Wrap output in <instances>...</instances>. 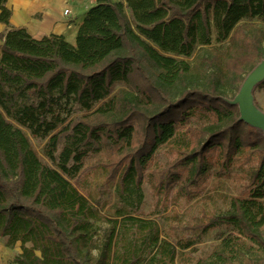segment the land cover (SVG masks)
Masks as SVG:
<instances>
[{
	"label": "trees",
	"instance_id": "16d2710c",
	"mask_svg": "<svg viewBox=\"0 0 264 264\" xmlns=\"http://www.w3.org/2000/svg\"><path fill=\"white\" fill-rule=\"evenodd\" d=\"M10 15L0 0V24ZM262 60L264 0H96L75 46L0 33V239L20 249L11 263L175 264L196 242H164L141 218L143 182L175 208L210 167L222 177L255 161L225 212L175 228L226 229L195 264H264V136L227 102ZM29 135L45 140L44 159ZM168 143L175 158L154 166ZM101 152L100 191L84 193L71 181ZM111 189L128 205L112 218L101 212ZM95 223L118 232L96 243Z\"/></svg>",
	"mask_w": 264,
	"mask_h": 264
},
{
	"label": "rangeland",
	"instance_id": "374dc122",
	"mask_svg": "<svg viewBox=\"0 0 264 264\" xmlns=\"http://www.w3.org/2000/svg\"><path fill=\"white\" fill-rule=\"evenodd\" d=\"M212 45L223 48L225 44L217 45L214 43L212 36ZM254 101L258 108L264 110V89H254ZM30 141L36 151L42 156L45 140L35 138L29 135ZM174 143H168L160 147L153 156V165L162 166L175 158ZM99 160H106L104 152L89 154L81 164L82 174L71 183L75 184L78 189L84 193L97 194L103 181V173L92 168L93 164ZM255 161L248 164H235L227 175L219 177L215 168L210 167L200 178L196 189L191 191L192 200L188 204H181L179 207L169 205L163 208L159 197L154 196L151 191V183L145 180L142 185L143 200L141 203V218L156 220L161 229L160 239L164 242L174 243L179 239H190L196 242V252L190 249L179 251L177 253L175 264H195L198 258L210 255L212 248L218 242L217 235L225 234L224 227L211 230L200 234L199 232L182 231L176 229L177 224H193L202 220V213L217 215L223 213L229 207L231 197H240L244 191L245 185L249 180L250 172L255 168ZM103 207L101 212L108 217H115L119 210L128 209L126 203L118 200V197L111 189L105 192L103 196ZM93 238L98 243L114 238L118 228L113 229L107 224L95 223L92 225ZM4 244L5 240L0 239ZM6 247V246H5ZM20 252L19 247L14 249L6 248L5 260L3 264H12L13 257ZM93 255H97V250H93Z\"/></svg>",
	"mask_w": 264,
	"mask_h": 264
},
{
	"label": "crops",
	"instance_id": "0c3cea01",
	"mask_svg": "<svg viewBox=\"0 0 264 264\" xmlns=\"http://www.w3.org/2000/svg\"><path fill=\"white\" fill-rule=\"evenodd\" d=\"M95 4L96 0H5L11 12L10 27L0 24V33L11 28L25 29L36 40L54 35L75 46L79 27ZM6 248L0 243V264L5 260Z\"/></svg>",
	"mask_w": 264,
	"mask_h": 264
},
{
	"label": "water",
	"instance_id": "95a60500",
	"mask_svg": "<svg viewBox=\"0 0 264 264\" xmlns=\"http://www.w3.org/2000/svg\"><path fill=\"white\" fill-rule=\"evenodd\" d=\"M264 81V60L260 61L244 78L237 94L227 102L237 106L239 110L238 121L260 131L264 136V110L258 108L254 101L253 91L257 85Z\"/></svg>",
	"mask_w": 264,
	"mask_h": 264
},
{
	"label": "built area",
	"instance_id": "2783aa9c",
	"mask_svg": "<svg viewBox=\"0 0 264 264\" xmlns=\"http://www.w3.org/2000/svg\"><path fill=\"white\" fill-rule=\"evenodd\" d=\"M64 15H66V16L68 15V10L64 11Z\"/></svg>",
	"mask_w": 264,
	"mask_h": 264
}]
</instances>
